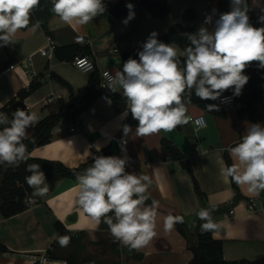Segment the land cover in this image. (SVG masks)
Segmentation results:
<instances>
[{"label": "crops", "instance_id": "obj_1", "mask_svg": "<svg viewBox=\"0 0 264 264\" xmlns=\"http://www.w3.org/2000/svg\"><path fill=\"white\" fill-rule=\"evenodd\" d=\"M170 4L171 9L164 17L156 16L144 5H135V16L127 24L123 21L129 12L117 18L106 9L86 25L66 24L55 14L48 21V34L56 45L76 42L74 36L82 34L87 40L83 44L90 46V57L97 70L109 68L115 73L122 69V53L143 44L152 32L160 35L174 23L185 26L195 23V32L202 25L211 31L219 15L231 10L230 0H170ZM247 5L248 11L264 8V0H247ZM208 15H212L213 23L205 25ZM32 25L18 30L12 44L0 46V68L22 59L32 62L28 65L32 76L20 67L0 76V108L15 99L18 91L27 88L32 80L38 81L39 86L22 101L27 103V111L35 112L40 119L58 109H66L71 101L80 105L91 71H81L71 61L59 60L54 54L42 55L38 49L47 33L41 27L32 31ZM50 94L60 98L47 103L45 98ZM257 107L261 113L258 122L238 118L231 104L223 106V114L202 110L205 125L198 129L190 121L171 132L141 137L135 133L137 125H129L131 131L125 134L123 130L118 136L126 139V143L109 155L105 151L121 130L126 107L117 111L108 96L99 95L93 104L74 115L67 114L51 129L49 141L31 148L29 156L59 160L69 167L101 153L127 156V172L148 175L152 180L148 189L150 204L153 199L159 201L156 236L139 250H130L115 241L103 222L95 226L76 204V178L62 177L49 188L46 196L36 200L30 196L29 206L23 211L8 217L0 214V242L7 247L0 253V264H189L192 251L187 240L175 227L166 232L164 219L171 212L182 214L187 230L194 231L203 200L194 189L191 174L177 160L166 159L168 153L161 146L162 138L173 141L188 158L208 205H228L232 210L213 218L220 227L211 234L222 240L223 257L235 264H264V191L258 196H249L237 186L239 197L235 199L230 179L226 183L220 176L221 163L225 164L224 153L228 154L226 149L241 142L250 124L264 125V105L258 102ZM187 115L190 116L189 112ZM74 120L75 129L70 130ZM4 126L0 125V129ZM249 198L255 201L254 209L247 205ZM62 237L70 238L67 246L59 243Z\"/></svg>", "mask_w": 264, "mask_h": 264}, {"label": "clouds", "instance_id": "obj_2", "mask_svg": "<svg viewBox=\"0 0 264 264\" xmlns=\"http://www.w3.org/2000/svg\"><path fill=\"white\" fill-rule=\"evenodd\" d=\"M51 2V11L66 24L86 25L106 11L103 0ZM39 4L40 0H0V46L12 44L18 30L29 26ZM126 7L129 14L125 24L135 16L134 6L129 3ZM230 9L219 15L211 31L202 25L197 32L188 33L189 44L183 50L174 43L159 41L158 34L152 32L142 44L138 60L130 57L114 75L105 73L102 87L113 93L121 90L126 101L124 115L130 112L138 122L137 136L171 132L188 124L186 104L191 102L193 93L201 100L213 101L229 89L238 96L249 80L244 74L246 67L258 62V67L264 68V27L250 24L247 0H230ZM260 20L264 23V16ZM212 23V15L206 16L204 24ZM39 26L36 21L31 30L36 31ZM206 107L209 111L219 110L215 104ZM38 119L35 112L19 108L11 121L0 112V125H5L0 129V165L17 168L27 162L23 141ZM195 123L204 126L200 120ZM130 131V126L125 125L124 133ZM226 151L232 164L222 162L220 176L226 183L231 179L249 196H258L264 191V125L250 124L241 142ZM127 163V156H94L92 165L76 175V204L95 226L106 224L115 241L130 250H139L156 236L159 201L153 199L150 205L146 204L152 180L148 175L127 172ZM26 171L30 173L25 181L33 190L31 199L46 196L49 186L41 165L29 164ZM197 215L203 221L202 232L219 229L208 209H201ZM183 222L182 216L169 214L164 219V230L170 232ZM69 242V237L59 240L61 246Z\"/></svg>", "mask_w": 264, "mask_h": 264}, {"label": "trees", "instance_id": "obj_3", "mask_svg": "<svg viewBox=\"0 0 264 264\" xmlns=\"http://www.w3.org/2000/svg\"><path fill=\"white\" fill-rule=\"evenodd\" d=\"M103 3L105 5V8L117 18H121L129 12L128 8L126 7V5L129 3H131L133 6L144 5L151 13L155 14L158 17L166 16L171 9L170 0H103ZM51 9V0H40L39 6L34 9L31 15L29 26L36 23V21H39V27H41L48 34V21L53 15H55V13L51 11ZM247 14L249 16L250 24H252L254 27H264V23H262L260 20V18L264 16V8H251ZM195 30V23H192L188 26H185L181 23H174L170 25L163 33L158 35L157 39L161 42L169 44L171 42H174L178 44L182 49H184L189 44L187 34L195 33ZM140 50H142V44L123 52L121 55L122 67L124 62H126L130 57L138 60V52ZM78 53L90 55V46L88 44L70 42L63 45H56L54 49V56L59 60L71 61L73 56ZM244 74L249 77V80L243 87L241 94L236 96L233 94V90L229 89L225 91L222 96L227 94L233 95L232 105L238 118L251 122H258L261 118V113L257 107V103L261 102L264 105V68H259L258 64L252 62L248 67H246V69L244 70ZM55 77L57 76L55 75ZM57 79L62 84L69 87V84L65 80L59 77H57ZM39 84L40 83L38 81L32 80L27 88H22L18 91L19 99L15 100L14 98H12L8 100L0 108V112L7 114L12 119L13 113L16 109H18L16 105H22L23 98L27 96V94H29L31 91L36 89ZM102 85L103 84L100 81L99 72L97 69H94L87 76L85 93L82 102L78 107H76L73 111H69L67 109H58L57 111L51 112L40 118L38 120V123L35 124L31 132L28 134L27 138L23 141V143H25L27 146L28 156L29 150L31 148L45 144L49 141V139L51 138V129L61 119L65 118L67 114L74 115L81 108L93 104L96 97L99 95L108 96L111 99L115 110H124L126 107V101L120 93L121 90L116 93L109 92L105 87H102ZM220 98L215 101L201 100L197 98L193 93L191 96V102L187 104L197 106L202 110L214 114H223L224 109L223 106H221L219 103ZM208 104L218 105L219 110L209 111L206 107V105ZM20 109H24L27 111V109H25L23 106H21ZM137 124L138 122L134 120L131 116V113L128 112L123 120L121 130L113 137V140L118 138V136L124 130L125 125L129 126ZM160 143L170 156L171 160H177L180 165L191 174L194 189L201 200H204V193L200 190L198 183L192 174L191 163L189 162L185 154L173 141L167 138H162L160 140ZM93 158L88 159L87 161L73 167L66 166L59 160L31 156H29V159L26 163H21L17 168L8 167L7 165H0V214L3 217H8L23 211L29 206V197L31 196L32 191L25 181V177L30 175V173L26 171L27 165H41V171H43L46 175L47 184L49 188H52L55 182L62 177L76 178L77 174L83 173L86 168L92 165ZM224 160L226 165L232 164V160L226 152L224 153ZM230 182L235 189L236 199L239 197L237 185L233 181H231V179ZM36 199L37 198H35V200ZM146 204H150V200H147ZM170 214L174 216H182L184 219V222L177 223L175 225V228L185 237L188 242V248L192 251V257L189 261V264H235L234 261L226 260L223 257V242L221 239L213 237L211 232L207 231H188L186 228L185 217L182 214L173 212H171ZM55 224L58 228H60L59 221H56ZM6 250L7 247L2 242H0V253Z\"/></svg>", "mask_w": 264, "mask_h": 264}, {"label": "built area", "instance_id": "obj_4", "mask_svg": "<svg viewBox=\"0 0 264 264\" xmlns=\"http://www.w3.org/2000/svg\"><path fill=\"white\" fill-rule=\"evenodd\" d=\"M74 40L80 44H83L84 42H86L87 40L85 39V37L82 34H77L74 36ZM56 47V43L54 41V39L52 38V36L50 34H47L45 36V40L44 43L42 44L41 47H39L38 51L42 54V55H46L48 57L52 56L54 54V49ZM32 62L30 59H22L20 61L17 62H11L8 63L7 65H5L4 67L0 68V76L3 75L4 73L15 69L16 67H20L23 69L24 72L28 73L30 76H32V72L31 70L28 68V65H30ZM71 63L79 70L84 71V72H90L93 71L96 68V65L93 61V59L90 57V55L87 54H83V53H78L75 54L73 56V58L71 59ZM90 66V67H89ZM99 72V77H100V81L101 83H105L106 82V78H105V73H112L114 75V73L111 71V69L109 68H104V69H100L98 70ZM60 98V95H48L45 98V101L51 102L53 100H57ZM19 97L17 96L15 98V100H18ZM221 106H225V105H231L233 103V95L232 94H227L224 95L220 98L219 101ZM21 106H23L25 109H27L28 105L27 103H23L22 101V105L21 104H17L16 107L17 108H21ZM190 117V121L193 123L195 129L200 128V126L196 125V121L200 120L203 122V124L205 125V118L202 114L196 115V116H189ZM76 123V120H74L73 124L69 127L70 130H74L75 126L74 124ZM113 142V147L114 148H120L122 147L123 144L126 143V139L124 138H117L115 140L112 141ZM100 155H103V153H101ZM104 156V155H103ZM167 160H171L170 156L167 155L166 156ZM247 205L249 207V209H254L255 208V201L253 198H249L247 201ZM229 212H232L231 209H229Z\"/></svg>", "mask_w": 264, "mask_h": 264}, {"label": "water", "instance_id": "obj_5", "mask_svg": "<svg viewBox=\"0 0 264 264\" xmlns=\"http://www.w3.org/2000/svg\"><path fill=\"white\" fill-rule=\"evenodd\" d=\"M78 106H79L78 103H76L75 101H71L66 105V109L69 111H73ZM188 112H189L190 116H196V115L202 114V109L197 107V106H194V105H189ZM31 130H32V128L28 129V133H30ZM114 150H115V148L113 147V142H111L108 149H106L105 154L109 155ZM205 208L208 209L209 211H211L212 218H214L216 215H218L220 213L228 212L230 207L228 205L212 207V206H209L207 201L204 199L203 200V209H205ZM202 223H203V221H200V218L198 217L197 220L195 221L194 231H201L200 225Z\"/></svg>", "mask_w": 264, "mask_h": 264}]
</instances>
